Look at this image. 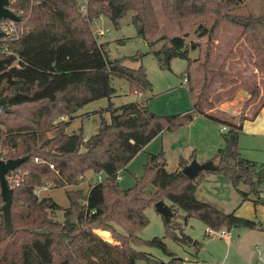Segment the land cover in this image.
I'll return each instance as SVG.
<instances>
[{
	"label": "trees",
	"instance_id": "1",
	"mask_svg": "<svg viewBox=\"0 0 264 264\" xmlns=\"http://www.w3.org/2000/svg\"><path fill=\"white\" fill-rule=\"evenodd\" d=\"M161 8L172 21L214 15L208 27L199 23V36L210 34L222 20L242 26V33L259 55L255 66L264 72V13H237L232 10L246 0H160ZM82 4L84 7H82ZM15 11H22V31L15 37L0 36V151L5 158L27 155L13 169L20 177L12 185L10 204L12 229L4 227L3 200L0 194V264H136L144 259L150 264H182L184 259L172 251L161 236L144 238L139 232L149 224L146 209L168 198L175 209L185 211V220L196 217L208 228L230 230L234 227L264 228V222L227 211L219 203L201 198L199 181L207 172H220L240 189L242 199L253 192L259 197L264 182V162L245 157L240 149V133L248 117L245 109L260 93L258 86L243 106L239 122L225 120L204 110L218 85L229 86L238 80L221 62L208 65L211 47L206 51L205 77L198 92H189L194 107L179 113L162 114L149 108L147 99L120 105L110 103V119L103 117L95 133L84 137L82 128L67 132L76 111L89 101L111 97L117 91L114 76L129 81V91L145 94L153 88L143 64L131 66L126 58L141 59L147 51L112 57L109 42L99 41L93 23L100 16L109 17L121 27L129 12L138 33L145 38L160 28L154 0H18ZM19 24V22H18ZM162 45L152 48L161 67H170L171 59L193 58L184 35L162 36ZM153 47L156 40L150 39ZM200 45L191 42L192 48ZM188 80H189V73ZM184 74V73H183ZM264 104V102H263ZM259 110V109H258ZM201 113L226 123L225 146L215 154L220 167L201 171L192 179L182 170L194 158L181 156L179 166H168L165 151L148 152L143 170L132 186L123 187L118 172L163 130H175L189 124ZM67 118H60L61 116ZM54 130L38 142V133ZM38 156L43 161H35ZM53 163L54 167H50ZM104 173L101 180L89 182L86 190L73 187L85 178V172ZM51 183L65 187L68 204L62 206L50 195L39 196L36 187ZM67 185L71 187H66ZM62 210L63 219L54 213ZM174 209V208H173ZM165 235L181 243L202 242L183 231L173 219L165 220ZM178 228L180 232H178ZM208 228L205 236H208ZM98 229L110 231L112 240ZM136 245L161 248L171 257L162 261Z\"/></svg>",
	"mask_w": 264,
	"mask_h": 264
},
{
	"label": "rangeland",
	"instance_id": "2",
	"mask_svg": "<svg viewBox=\"0 0 264 264\" xmlns=\"http://www.w3.org/2000/svg\"><path fill=\"white\" fill-rule=\"evenodd\" d=\"M80 1L82 3V0ZM154 4L159 16L160 28L157 33L150 34L149 38H145L138 33L136 25L131 20L133 12H129L121 19V27L119 28L112 25L111 19L107 16L102 22L96 23L95 26L93 25L95 29H103L104 32H106L104 35L97 32L98 39L109 42V53L112 57L134 54L138 50L147 51V53L141 59L134 60L126 58L124 62L135 67L139 66L140 64L145 66L148 76L153 82V88L152 90H149L147 93L143 94L144 99H147V103L150 102L153 111L162 114L179 113L194 107L193 98L189 92V87L192 85L194 91L198 92L202 86L205 77V66L203 62L205 61L206 51L209 46L211 47L210 59L208 62L209 67L215 68L221 62H232V67L235 65L233 70L228 68L227 63L226 66L227 69L235 75L238 81L226 87L218 85L217 91L223 90L225 88L228 89L218 93L217 96L218 98H221L222 104L226 106L227 111L232 112V115L234 116L233 118L228 119L239 121V115L242 113L244 104L251 97L252 89L258 86L260 93L259 97L256 100L250 102L245 109L246 115L249 113L252 114L250 120L253 126L242 128L240 135L241 145L243 147L244 153L255 155L259 157L260 161H264V134H255L257 131L264 130V112H262L260 115L258 114L259 106L264 101V76L259 78V85H253L257 78H254L252 75L254 74L253 71L252 73L250 71L253 68L257 69V67L255 64H252V68L251 61L248 63V60H244L246 57H250L249 53L251 52V49L253 50L254 55H256V59L259 58V55L255 53L251 43L248 41V43H245V46L244 43H239L241 46H238L236 48L238 52L234 53L233 47L235 46V43L234 41L230 40L231 37L236 38L242 35V26L227 20H222L219 26L214 31H212L211 35L208 33L203 36H199L197 29L199 23H204L208 27H211L215 19L214 15H204L195 18H189L180 23L177 21H172L167 17L161 8L160 0H154ZM232 11L237 13H253L256 15L262 14L264 13V0H246L244 4L239 5ZM233 24L237 25L238 27L234 26ZM261 29L264 31V25L261 26ZM177 34L185 36L187 45L190 48L189 54L193 60L189 65L187 58L175 56L171 59L170 67H161L152 48H158L162 45L164 42V39H160L162 36H171ZM150 39L156 40V43L153 47L149 43ZM193 40H198L200 42V45L197 48L191 47V42ZM238 55L240 59L236 60L235 57ZM186 71L189 73V80L187 83H184L183 73ZM261 73L264 75V72ZM113 84L117 89L113 96L102 97L93 101H89L79 108V114L83 118L82 133L85 137L97 131L103 117L110 119L111 112L109 110V106L112 102V99L116 101V105H120L124 102L136 100L141 96L138 93L129 91V81L125 77L114 76ZM247 88H250V90H246ZM245 95H247V98H244ZM205 106H208L207 103ZM77 116L78 115H75V117ZM256 116H258V119L256 121H252L254 118H257ZM60 118H67V116L63 115ZM72 127H74L76 130L79 129L76 127V125H73ZM68 130L72 132V128H68ZM50 132L54 133V130H51ZM47 136V132H39L38 142H41ZM253 145L260 146V149H252L251 146ZM143 163L144 162H141V160H136L131 164V167L125 168L123 170V178L119 180L123 187H129L135 183L136 176H140L142 173ZM86 172L83 181L77 185H73V187H80L83 190H86L90 181L98 180V174L96 172L93 170ZM241 185H243V183ZM47 186L51 188L46 189ZM36 190V193L39 196H42L43 194L47 195V193L52 195L60 204L65 203L67 200L63 186H54L51 183H47L45 186L36 187ZM222 207L224 209L227 208L225 205ZM175 208L176 207L173 209V221L178 224L179 227L183 229V231L194 236L195 239L204 240V238H206L204 233L208 228L207 225L196 217H189L187 220H185L184 218L180 217L179 210ZM146 212L149 215L150 222L139 232L140 236L144 238L161 236L164 238L171 250L179 252L182 254V256H189L190 250L194 251V246L192 244L181 243L165 235V217L160 211L156 209L155 205L148 207ZM54 215L60 220L63 219V213L61 209L55 211ZM258 217L264 221V218L261 217V214L258 215ZM103 231L109 233L108 237L101 234ZM177 231L180 232V229L178 228ZM98 232L104 238L112 240L110 231L98 229ZM209 237V243L208 241L206 242L208 244L207 247L205 249L202 248V251L200 252V256L207 258L208 264H257V262L251 257H248V255L233 256L235 253H230L227 255L225 251H218V256L212 257L210 254H208L207 248L210 244L221 245L222 238L217 233H213L212 236ZM136 248L147 251L162 261H165L171 257L159 247L151 245H136ZM136 263L150 264L144 259H138ZM259 264H264V260L260 261Z\"/></svg>",
	"mask_w": 264,
	"mask_h": 264
},
{
	"label": "crops",
	"instance_id": "3",
	"mask_svg": "<svg viewBox=\"0 0 264 264\" xmlns=\"http://www.w3.org/2000/svg\"><path fill=\"white\" fill-rule=\"evenodd\" d=\"M105 17H106L105 15L100 16L98 19L94 21L93 25L95 26L96 23L102 22L105 19ZM111 24L113 25L112 22ZM233 25L237 26L235 24ZM95 30L96 32L102 35L106 33L104 32L103 29L101 30L95 29ZM241 32H242V28H241ZM230 40L234 41L235 43V46L233 47L234 53L238 52L236 48L238 46H241L239 43H244V46L246 45L245 43H248L243 33L240 37H236V38L231 37ZM216 43H219V42H216ZM249 56L250 57H246L244 60H248L249 61L248 63H250L251 61V65L252 64L254 65V60L256 59V55H254V52L252 49H251V52L249 53ZM235 59L239 60L240 59L239 55L235 57ZM226 63H227L228 68L233 70V67L235 65L232 67V64H231L232 62L230 61H227ZM253 65L251 66L252 68H253ZM252 71L254 73L252 74L254 78H257V80H255L253 85H257V84L259 85L260 84L259 78L263 77L264 75L261 72H259L256 68L255 69L253 68L250 72L252 73ZM226 89L228 88L214 92L212 94L213 96L211 95L210 100L207 102L208 106L207 107L205 106V110L225 120H230L228 118L234 117L232 115V112L227 111L226 106L222 104L221 98H218L217 96L218 93L222 91H226ZM246 90H250V88H247ZM139 95H141L142 97L140 96L136 100L144 99L143 94H139ZM244 98H247V95H245ZM111 101L114 102L115 105L117 104L115 100L112 99ZM148 103H149L148 105L150 109L152 110L153 108L151 107L150 102ZM78 110L75 113V115H78V116L71 119L69 125L66 127L67 132H70L68 128H72L71 131H74V130L76 131V129L72 127L73 125H76L77 128L83 127V118L79 114ZM262 112H264L263 103H261L259 106L258 114L260 115ZM247 116L248 117L243 122V128L247 126H253L250 120V117H252V114L249 113L247 114ZM256 117L257 118H254V120L252 121H256L258 119V116ZM232 121L239 122L238 120H232ZM223 124H226V123L215 122L205 117L203 114L198 113L189 124L183 125L175 130H163L159 134H157L131 159V161L127 165V168L131 167V164L135 162L136 160H139V161L141 160V162L142 161L144 162L146 160L148 152H158L161 149L165 151V157L167 159L168 166L172 169H175L179 166V158L181 156L189 158L192 154H194V157L200 161L213 159L214 162L218 163L217 158H215L216 151L220 147L225 146V138L223 136L224 131L222 130ZM257 132H260V133H257ZM257 132L255 134H264V130L257 131ZM47 133H48V136H51L53 134L50 131H47ZM239 143H240L241 152L245 157L249 159H253L258 162H264V161H260L259 157L255 155H249V154L244 153L243 147L241 145V135L239 138ZM251 148L258 150L260 149V146L253 145L251 146ZM123 170L120 171L122 172L121 173L122 177L120 179L123 178ZM102 174L104 175V173ZM95 181L96 180L90 181V182H95ZM241 184H239L238 187L235 186L227 177H225L220 172H207L200 179L197 192L201 198L215 201L219 203L221 206L223 205L227 206V208H225V210L227 211L236 210V212L241 216L263 221L262 219L258 217V215L261 214V217L264 218V182L261 186V192L259 195L262 201H259V202L255 201V199H257L258 196L254 194L253 192L249 194V198L243 200L240 189L247 190L248 184L247 183H243V185ZM66 187H71V186L67 185ZM49 188L51 187L49 186L46 187V189H49ZM63 188L65 189V187ZM43 195H46V194H43ZM47 195H50V194L47 193ZM52 198L55 201H57L53 196ZM164 200L166 203L172 206V203L168 198H165ZM67 204H68V199L65 201V203L61 205L66 206ZM172 208L174 207L172 206ZM178 210H179L180 217L185 219V211L180 208H178ZM226 231L227 232L224 236H221L218 234L222 238L221 245H217V244L209 245V247L207 248L208 254L214 257V256H218V253H219L218 251H225L227 255H229L230 253H235L233 256L248 255V257H251L252 259H254L257 262V264H259L260 261L264 260V228L234 227ZM209 236H212V234H208V236H205L206 238H204V240H198V239H195L194 236H192L194 240L200 241L202 242V244L200 245V247H197V245H195L194 243H190L194 246V251L190 250L189 256L183 255L184 256L183 257L182 254L174 251L178 255L183 257L184 261H187L186 263H184L183 261L182 264H193L192 263L193 261L198 264H208L207 258L204 256L203 257L200 256L201 255L200 252L202 251V248L205 249L207 247L208 244L206 242L208 241L209 243V240H210ZM204 242H205V245H204Z\"/></svg>",
	"mask_w": 264,
	"mask_h": 264
},
{
	"label": "water",
	"instance_id": "4",
	"mask_svg": "<svg viewBox=\"0 0 264 264\" xmlns=\"http://www.w3.org/2000/svg\"><path fill=\"white\" fill-rule=\"evenodd\" d=\"M8 0H0V19L9 18L14 20H19L20 15L16 14L14 11L10 10L8 7ZM3 32L0 30V35ZM0 104L3 107L6 106L5 100L3 97H0ZM28 158L27 155L17 156L12 158H0V194L3 200L2 204V213L4 218V227L7 231L12 229V221L10 216V204L12 200L13 188L9 184L6 174L15 169L22 163L24 160ZM220 165L214 162L213 159H208L204 161H200L197 158H192L190 162L185 164L182 168L183 172L190 178L194 179L198 177L201 171L204 170H217ZM155 207L158 211H160L165 220L171 221L173 217V208L171 205L165 202L164 199H160L155 202Z\"/></svg>",
	"mask_w": 264,
	"mask_h": 264
},
{
	"label": "built area",
	"instance_id": "5",
	"mask_svg": "<svg viewBox=\"0 0 264 264\" xmlns=\"http://www.w3.org/2000/svg\"><path fill=\"white\" fill-rule=\"evenodd\" d=\"M18 1V0H8V5L7 7L14 11L16 14H19L20 15V19L19 20H14V19H9V18H2L0 19V30L3 32L2 35L0 36H9L10 38H13L15 36H17L21 31H22V28L23 26L21 25L22 24V11H15L14 8H13V5L15 4V2ZM84 1V0H83ZM82 7H84L82 5ZM19 22V24H18ZM183 82L184 83H187L188 82V74L185 72L184 75H183ZM228 129V126L226 124H223L222 126V130L223 131H226ZM0 158L2 159H5L3 153H1L0 151ZM35 161H43L42 158L38 157V156H35L33 158ZM50 167H54L53 166V163H49ZM13 170H10L7 174H6V178L9 182V184L12 186L14 184H18L20 182V177L15 174L14 172H12ZM103 174L102 173H98V176H97V179L98 180H101L103 178ZM122 177L121 175V172H118L117 174V179L119 180L120 178ZM226 229H220V230H215V229H212V228H208V233L209 234H213V233H217L221 236H224L226 234ZM187 261H184V263H186ZM193 264H198L196 262H192ZM247 264V263H246Z\"/></svg>",
	"mask_w": 264,
	"mask_h": 264
},
{
	"label": "bare ground",
	"instance_id": "6",
	"mask_svg": "<svg viewBox=\"0 0 264 264\" xmlns=\"http://www.w3.org/2000/svg\"><path fill=\"white\" fill-rule=\"evenodd\" d=\"M101 234L104 236H106V237H108V235H109V233H107V232H105V231H103V232H101Z\"/></svg>",
	"mask_w": 264,
	"mask_h": 264
}]
</instances>
